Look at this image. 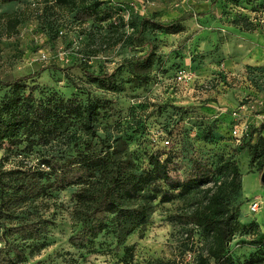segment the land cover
<instances>
[{
	"label": "rangeland",
	"instance_id": "1",
	"mask_svg": "<svg viewBox=\"0 0 264 264\" xmlns=\"http://www.w3.org/2000/svg\"><path fill=\"white\" fill-rule=\"evenodd\" d=\"M213 1L0 0V80L39 73L24 83L22 94L33 91L42 99L86 91L100 106L97 134L115 146L118 158L131 155L137 166L156 150L171 152L170 174L181 180L193 160L213 169L235 164L241 186L228 199L235 235L223 261L208 257L209 238L200 228L176 216L204 207L230 178L226 170L167 203L150 198L126 203L147 208L148 218L121 243L111 225L86 247L71 245L79 187L54 190V179L42 175L48 172L42 160L74 158V141L87 138L80 126L48 146L24 143L12 151L0 146V173L10 184L0 190L1 259L20 260L13 250L18 247L20 264H264V160L261 170L250 166V148L264 122V0H218L212 7ZM97 2L111 10V19L82 20L80 7ZM199 13L204 15L196 17ZM145 18L181 20L183 31L171 34L148 25L135 38ZM247 21L257 29L245 30ZM79 66L116 75L96 84ZM7 92L0 89V103ZM235 129L242 139L233 137ZM166 139L170 144L163 147ZM95 144L101 152L103 145ZM24 182L43 191L24 197ZM22 225L31 228L15 231Z\"/></svg>",
	"mask_w": 264,
	"mask_h": 264
},
{
	"label": "trees",
	"instance_id": "2",
	"mask_svg": "<svg viewBox=\"0 0 264 264\" xmlns=\"http://www.w3.org/2000/svg\"><path fill=\"white\" fill-rule=\"evenodd\" d=\"M11 1V0H5ZM56 4H66L70 0H54ZM218 0L212 2V7ZM75 4V2H74ZM101 2L94 6L80 7L82 20L95 19L103 23L111 19V10L100 8ZM192 17V14H190ZM199 13L196 17L203 16ZM181 20L169 23L153 22L143 19L135 38H138L144 28H151L166 33L176 34L183 31ZM244 29L253 31L257 25L251 21L244 24ZM114 45V44H112ZM151 51V50H150ZM149 57V56H148ZM142 59L145 56L141 57ZM65 71V69H59ZM80 69L92 83H105L115 77L111 75H96L90 73L82 66ZM39 73L19 77L13 81H1L0 89H8L0 103V146L8 145L10 151L24 143L28 146H48L52 142L63 138L71 127L80 126L86 139L74 141L75 157L59 161L56 158L42 160V165L48 168L45 174L53 178V189L65 191L68 188L79 187L73 195L75 206L72 213L73 229L69 242L75 248H84L94 238L107 231L111 225L117 228V240L121 243L148 218V210L142 205L137 208L127 207L125 204H136L141 200H156L167 203L174 200L179 194L190 191L192 184H203L214 179L216 171H229L230 178L220 186L204 207L197 208L188 215L176 216V219L193 224L209 238L208 257L215 262H222L225 258L226 245L235 235L233 226L234 214L229 204L231 193H235L241 186V173L238 167L229 162L213 169L209 164L200 160H193L190 172L184 180L171 176L169 165L172 163L171 152L156 150L145 154L142 165L137 166L131 155L118 158L115 146L107 144L97 134L95 122L100 116V106L89 100L86 91L80 97L46 99L37 98L33 91L28 95L22 94L24 83L38 76ZM34 89V88H32ZM264 122L260 125L257 137L250 148V166L262 169L264 160ZM233 135V132H232ZM233 137H235L233 135ZM236 139H242L235 137ZM96 141L103 145V150L97 152ZM170 144L168 139L164 140ZM163 149V148H161ZM165 156V158H163ZM17 185V184H15ZM5 174L0 173V190L9 187ZM18 186V185H17ZM27 195L38 196L43 187L38 184H20ZM31 226H18L15 231L27 230ZM15 255L20 260L10 256L0 258L2 264L11 262L20 264L23 253L18 247L13 248Z\"/></svg>",
	"mask_w": 264,
	"mask_h": 264
},
{
	"label": "built area",
	"instance_id": "3",
	"mask_svg": "<svg viewBox=\"0 0 264 264\" xmlns=\"http://www.w3.org/2000/svg\"><path fill=\"white\" fill-rule=\"evenodd\" d=\"M44 58H45V57H44ZM180 79H181V78H180ZM233 135H234L235 137H237V138H240V137L242 136V132L240 133L238 129H235V130L233 131ZM165 144L167 145L168 142H165ZM258 210H259V203H258V202H254V203L251 205V211H252L253 213H256V212H258Z\"/></svg>",
	"mask_w": 264,
	"mask_h": 264
},
{
	"label": "water",
	"instance_id": "4",
	"mask_svg": "<svg viewBox=\"0 0 264 264\" xmlns=\"http://www.w3.org/2000/svg\"><path fill=\"white\" fill-rule=\"evenodd\" d=\"M262 181L264 182V173H263V176H262Z\"/></svg>",
	"mask_w": 264,
	"mask_h": 264
}]
</instances>
